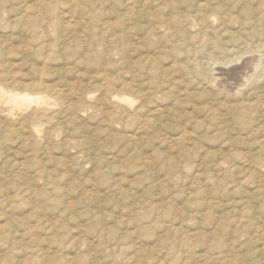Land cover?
I'll return each instance as SVG.
<instances>
[{"label": "rangeland", "instance_id": "374dc122", "mask_svg": "<svg viewBox=\"0 0 264 264\" xmlns=\"http://www.w3.org/2000/svg\"><path fill=\"white\" fill-rule=\"evenodd\" d=\"M164 1L0 0V264H264V0Z\"/></svg>", "mask_w": 264, "mask_h": 264}, {"label": "bare ground", "instance_id": "6f19581e", "mask_svg": "<svg viewBox=\"0 0 264 264\" xmlns=\"http://www.w3.org/2000/svg\"><path fill=\"white\" fill-rule=\"evenodd\" d=\"M43 1V0H42ZM52 1V0H51ZM73 1H76V0H73ZM133 1V0H132ZM147 1V0H146ZM162 1H164V0H162ZM46 2V1H45ZM49 2V1H48ZM92 2H94V1H92ZM142 2V1H141ZM150 2H151V0H150ZM149 2V3H150ZM165 2V1H164ZM172 2V1H171ZM182 2H183V0H182ZM205 2L206 1H204V3H202V4H200V5H198V7H197V10L199 11H197V13L196 14H194V15H190V14H183V15H181L180 17H179V22H182V23H184L185 25H187L190 29H198V30H202L204 27H203V25L205 24V22H207V20H208V18H210L209 20H210V22H213V21H215V19H214V16H212V17H207L206 15H205V13H204V11H205V8L207 7V4H205ZM43 3V2H42ZM51 3V2H50ZM49 3V4H50ZM77 3V2H76ZM87 3V2H86ZM85 3V4H86ZM144 3V2H143ZM158 3V2H157ZM166 3V2H165ZM164 3V4H165ZM177 3V2H176ZM82 4V3H81ZM84 4V3H83ZM82 4V5H83ZM128 4H129V2H128ZM131 4V3H130ZM133 4V3H132ZM135 4H137V2H136V0H135ZM171 4V3H170ZM42 5V4H41ZM41 5H39V8L41 9ZM54 5V4H53ZM93 5H95V3L93 4ZM127 5V4H126ZM75 6V5H74ZM84 6V5H83ZM128 6V5H127ZM142 6V5H141ZM147 6V5H146ZM149 6V5H148ZM147 6V7H148ZM174 6H176V4L174 5ZM247 6H249V5H247ZM46 7V6H45ZM55 7V6H54ZM172 7H173V5H172ZM171 7V8H172ZM38 8V9H39ZM69 8L70 7H68V10H69ZM72 8V7H71ZM76 8H77V6H76ZM80 8H81V6H80ZM79 8V9H80ZM128 8H130V7H128ZM171 8L169 9V11L171 10ZM176 8V7H175ZM37 9V10H38ZM51 9V8H50ZM60 9V8H59ZM143 9V7L142 8H140V10H142ZM148 9V8H147ZM151 8H149V10H150ZM172 9H174V8H172ZM177 9V8H176ZM245 9V8H244ZM52 11H53V9H51ZM57 10V9H56ZM60 10H62V8L60 9ZM66 10V9H65ZM82 10V9H81ZM89 10V9H88ZM130 9H128V13L131 11V10H133V8L129 11ZM41 11V10H40ZM46 11H47V9H46ZM64 11V10H63ZM70 11V10H69ZM136 10H134V15H136L135 12ZM138 11V10H137ZM176 11V10H175ZM251 11V10H250ZM33 12V11H32ZM38 13H39V11H37ZM48 12L50 13L51 11L48 9ZM81 12V11H80ZM152 12V11H151ZM171 12H173V10L171 11ZM254 12V11H253ZM31 13V12H30ZM65 13V12H64ZM73 13V12H72ZM75 13V12H74ZM78 13H79V11H78ZM247 14L249 13V12H246ZM34 14V12L32 13V15ZM37 13L35 12V16L34 17H36L37 15H36ZM42 14H43V12H42ZM61 14L62 15H64V17L66 18L67 17V14H66V16H65V14H63L62 12H61ZM71 14V13H70ZM76 14H77V11H76ZM81 14V13H80ZM144 14V13H143ZM151 14V13H150ZM149 14V11H148V14L146 15V17H148V15H150ZM152 14H154L153 12H152ZM251 14V13H250ZM41 15V14H40ZM78 15L79 14H77V16L76 17H78ZM122 15V14H121ZM156 15V14H155ZM256 15V14H255ZM31 16V15H30ZM123 16V15H122ZM128 16V15H127ZM131 16V15H130ZM151 16V15H150ZM28 17H29V15H28ZM42 17H44V16H42ZM69 17V16H68ZM73 17V16H72ZM82 17V16H81ZM124 17H126V16H124ZM153 17V16H152ZM248 17V16H247ZM30 18V17H29ZM33 18V17H32ZM39 18V17H38ZM63 18V17H62ZM128 18V17H127ZM126 18V19H127ZM249 18V17H248ZM255 18H257L256 16H255ZM55 19H57V17L55 18ZM67 20L69 19V18H66ZM82 19H83V17H82ZM125 19V18H124ZM151 19H153V18H151ZM168 19V18H167ZM218 19H220V22L221 23H228V22H230V21H232L233 20V18L232 17H227L226 18V22H224V21H222V19H225V15L224 16H222V17H219ZM34 20V19H33ZM32 20V21H33ZM40 21H38V23L39 22H41L42 20H41V17H40V19H39ZM60 20V19H59ZM64 20V19H63ZM66 20V21H67ZM130 20V19H129ZM132 20V19H131ZM149 20H150V18H149ZM256 20V19H255ZM37 21V17H36V20H35V22ZM65 21V22H66ZM151 21H153V20H151ZM150 21V22H151ZM176 21V18L175 17H173V16H171V18H170V21H169V24H174V22ZM217 21V20H216ZM239 21V20H238ZM34 22V21H33ZM34 22V23H35ZM48 22V21H47ZM64 22V21H63ZM62 22V19H61V22L60 23H63ZM72 22V21H71ZM149 22V21H148ZM209 22V21H208ZM241 22V21H240ZM256 22V25H257V21H255ZM48 23H50V22H48ZM154 23H155V21H154ZM251 22H243L242 23V25L243 26H246V25H248V24H250ZM263 23H264V21H263ZM262 23V24H263ZM31 24H32V22H31ZM147 24V23H146ZM148 24H151V23H148ZM153 24V23H152ZM168 24V23H167ZM211 24V23H210ZM35 25V24H34ZM39 25V24H38ZM47 25V24H46ZM69 25V24H68ZM68 25H66L67 27H69ZM184 25V26H185ZM48 26V25H47ZM63 26V25H62ZM155 26V25H154ZM54 27V26H53ZM148 27V26H147ZM150 27H151V25H150ZM152 27H153V25H152ZM167 27V26H166ZM57 28V27H56ZM62 28V27H61ZM60 28V29H61ZM163 28V27H162ZM169 28V27H168ZM200 28V29H199ZM52 29V28H51ZM50 29V31H52ZM63 29V28H62ZM65 29V31H66V28H64ZM64 29L62 30V31H64ZM148 29V28H147ZM146 29V30H147ZM54 30V29H53ZM149 30V29H148ZM148 30L146 31L147 32V34H148ZM151 30V29H150ZM160 30V29H159ZM61 31V30H60ZM155 31H156V29L154 30V33H155ZM164 31V30H163ZM192 31V30H191ZM196 31V30H195ZM56 32V31H55ZM152 32V31H151ZM150 32V33H151ZM159 32V31H158ZM165 32V31H164ZM172 32H174V31H170L169 33L171 34ZM204 31H202V33H203ZM52 33H53V31H52ZM64 32H62L61 34H63ZM157 33V32H156ZM161 33V32H160ZM166 33V32H165ZM168 33V32H167ZM166 33V34H167ZM168 33V34H169ZM264 33V32H263ZM60 34V35H61ZM173 34H175V32L173 33ZM173 34H171V35H173ZM258 34H259V32H258ZM160 35H162V34H160ZM264 35V34H263ZM150 36H151V34H150ZM192 36V35H191ZM204 36V35H203ZM158 37H160V36H158ZM162 37V36H161ZM161 37H160V39H161ZM172 37V36H171ZM156 39V38H155ZM173 39V38H172ZM188 39H190L189 38V36H188ZM162 40V39H161ZM182 40V39H181ZM193 40V39H192ZM196 40V39H195ZM194 40V41H195ZM55 41V40H54ZM177 41V40H176ZM192 43H194V42H192ZM260 43V42H259ZM51 45V44H50ZM49 45V46H50ZM55 45V44H54ZM198 45V44H197ZM192 50H194V48L192 49ZM231 52V51H230ZM189 55V54H188ZM241 56V55H240ZM235 57H236V55H235ZM234 57V58H235ZM185 59V58H184ZM233 59V58H232ZM176 60V59H175ZM178 60V59H177ZM228 61V60H227ZM232 61V60H231ZM231 61H229V62H231ZM173 62H175V61H173ZM174 64V63H173ZM246 66V65H245ZM168 69H170V68H168ZM242 69V68H241ZM165 69H163L162 71H164ZM160 72V71H159ZM219 77V76H218ZM221 78V77H220ZM219 79V78H218ZM217 81H219V80H217ZM237 81V80H236ZM208 82V81H207ZM215 82V81H214ZM33 86V88H31V89H33V91H34V88H38V89H41L42 87L41 86H37V85H32ZM0 89H2L1 88V86H0ZM28 89H29V86H28ZM27 90V89H26ZM19 92V91H18ZM27 92H29V94H30V92H32V90L31 91H27ZM27 92H25V93H27ZM23 93V92H22ZM22 93H12V94H9V95H7L6 96V100L7 101H9L13 106H16L18 109H21V110H26L28 107H30L32 104L33 105H36V107H38V108H41L40 107V99H42V97H39L40 95L42 96V94H43V92H41V94H40V92L38 93L39 94V98H34V96L32 97L31 95H33V94H31V95H29V94H22ZM33 93V92H32ZM46 95V94H45ZM90 95V94H89ZM2 96V95H1ZM5 96V95H4ZM93 96V95H92ZM123 96V95H122ZM88 97V96H87ZM91 97V96H90ZM128 97V96H127ZM49 99H50V97H48ZM89 98V97H88ZM130 98V97H129ZM129 98H126V97H124V98H121V99H119L120 101H122V102H124L125 104H128L130 107L131 106H133L132 105V101H131V99H129ZM89 100V99H88ZM117 100V99H116ZM44 101V100H43ZM112 103V102H111ZM113 103H116V102H113ZM43 104V103H42ZM118 105V104H117ZM116 105V106H117ZM135 105V104H134ZM42 106V105H41ZM43 106H44V104H43ZM67 106V105H66ZM120 106H122V105H120ZM68 107V106H67ZM66 107V108H67ZM112 107H115V105L114 106H112ZM116 108V107H115ZM118 108V107H117ZM67 109H70V108H67ZM123 109V111H124V108H122ZM17 110V109H16ZM20 110V111H21ZM33 110V109H32ZM41 114H43L42 112L43 111H47V109H45V108H41ZM66 110V109H65ZM64 110V111H65ZM85 110V109H84ZM135 109H133V111H134ZM11 111V110H10ZM35 111V110H34ZM39 111V110H38ZM69 111V110H68ZM68 111H66V112H68ZM119 111L120 112H117L118 114L119 113H121V109H119ZM130 111V110H129ZM137 111V110H136ZM26 112V111H25ZM30 112H32V111H30ZM37 112V111H36ZM114 112H116V110L115 111H113V113ZM16 113V112H15ZM127 113H128V111H127ZM29 114V113H28ZM40 113H35L34 115H33V117H37V115H39ZM48 114V113H47ZM129 114V113H128ZM26 115H27V113H26ZM44 115H46V114H44ZM121 115V114H120ZM28 116V115H27ZM27 116H25L26 117V119H25V121H27V123H30V121L28 122V120H27ZM30 116V115H29ZM28 116V117H29ZM40 116V115H39ZM37 117V118H39V120H40V117ZM126 116H128V115H126ZM31 117V116H30ZM9 119V118H8ZM11 119V118H10ZM29 119V118H28ZM46 119V118H45ZM21 120V119H20ZM23 120V119H22ZM31 121H32V119H30ZM128 120V119H127ZM11 121V120H10ZM13 121V120H12ZM44 121V120H43ZM19 122V121H18ZM37 122V121H36ZM10 123V122H9ZM33 123V122H32ZM41 123V122H40ZM20 124V123H19ZM18 124V125H19ZM29 125V124H28ZM27 124H26V126L27 127H29V126H31V125H29L28 126ZM36 125V124H35ZM20 126V125H19ZM21 127H23V126H21ZM24 128V127H23ZM28 131H29V129H28ZM32 131V130H31ZM41 131V130H40ZM36 133V132H38V129H36V128H34L33 129V133ZM48 133H50V132H48ZM31 135H32V133H31ZM40 135V134H39ZM46 135H47V133H46ZM49 135V134H48ZM32 136H34V135H32ZM35 136H37V135H35ZM50 137V136H49ZM34 137H32L30 140H32ZM44 138V137H43ZM42 138V139H43ZM179 138V137H178ZM37 139V138H36ZM40 139H41V137H40ZM44 139H48V138H44ZM52 139V138H51ZM38 142V141H37Z\"/></svg>", "mask_w": 264, "mask_h": 264}]
</instances>
